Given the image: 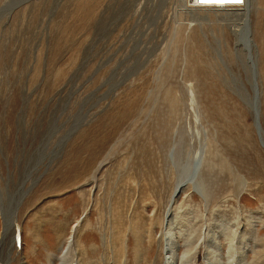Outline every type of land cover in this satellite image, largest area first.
Masks as SVG:
<instances>
[{
	"label": "rangeland",
	"instance_id": "1",
	"mask_svg": "<svg viewBox=\"0 0 264 264\" xmlns=\"http://www.w3.org/2000/svg\"><path fill=\"white\" fill-rule=\"evenodd\" d=\"M188 1L15 0L0 13V240L17 204L6 264H61L67 250L68 264H165L168 199L199 146L209 204L178 193L173 264H207L204 246L186 252L211 230L222 264H264L249 48L233 33L237 14ZM255 1L247 37L264 139V0Z\"/></svg>",
	"mask_w": 264,
	"mask_h": 264
},
{
	"label": "bare ground",
	"instance_id": "2",
	"mask_svg": "<svg viewBox=\"0 0 264 264\" xmlns=\"http://www.w3.org/2000/svg\"><path fill=\"white\" fill-rule=\"evenodd\" d=\"M203 1H206V0H203ZM207 1L211 2V0H207ZM254 2H256V1L255 0H250V3H248V4L252 5ZM17 3H19V1H17ZM17 3L15 2V0L12 1L10 3V5H6L5 7H3L0 10V13L7 15L10 12V10ZM216 3H217L216 5L203 6V7H200L199 9H202V10L203 9L204 10H210L211 9L212 10L213 8H216L218 6V9H214V10L233 11L234 13H232V14H237V18L233 19V21H235L233 33H234V35L238 36V37H236L237 40H241L242 39V42H243V46L242 47H243V49H246V48L248 49L249 48L248 53H247V66H248L249 76H250V79H251L250 88H251L252 96H251V99L249 100V105L248 106H249V109L253 113V122L255 121L254 125H255V128L257 129V131H256L257 136L259 138V141H260L261 145H263V147H264L263 133H262V130H261V127H260V122H259V92H258V89H257V68H256L255 58L253 57V53H250V50L252 51V46L253 45H252V42L250 41V38H249L250 34L248 33L247 15H248V11H249L248 9H250L249 8L250 5H248V8H246L247 1H245V0L242 1L241 5H237V4L226 5V4H221V3H218V2H216ZM199 6H202V5H199ZM221 7H224V8H221ZM188 9H192L193 10V8L191 7V3L188 4ZM194 10H196V9H194ZM230 20L232 21V19H230ZM242 32L244 33V35L242 34ZM248 34H249V37H247ZM70 134H71V132H69L68 135H66L62 139L60 144L61 143H65L69 139V135ZM59 151H61V150H59ZM176 151L177 150H176L175 146L173 148H171V150L169 152V155H168V159H169V163L177 169V167L179 165L178 161L180 160V158H179V160L177 159V154L178 153ZM203 156H204L203 147L199 146V148L195 152L194 156L192 158H189L187 160V162L185 160V165L179 166L181 168V171L178 172V178L176 179V180H179V181L177 183H175V186H174V188L172 190L171 196L168 199V205L166 207V212H165V216H164V224H165L164 227L165 228H164L163 238L165 240V243H164V246H165L164 247L165 264H173V261L177 260V255H178L177 254V242H176V238L177 237L175 236L174 230L172 229V227L175 224V222H177V221H175V219L173 217V206L175 204L176 197H177L178 193L182 192L184 189H190L193 193H195L197 196H199L201 198V201H202L203 205L205 206L204 209L207 208V206L209 204L208 203L209 196H208L207 189L205 188L204 184H202V182L198 178L199 177L198 174H199V171L201 169L202 162H203ZM188 178H190V180ZM175 193H177V194L173 197V195ZM10 206H12V203L9 205V207ZM10 210L13 211V221L11 222V224H9L8 227L5 226L4 235L2 234L3 235L2 236V240H0V264H6L8 262L7 261L8 257H7L6 253H7V250L9 252V248L11 247V245H10L11 242H9V237L12 234H14L13 233L14 232V226H15L14 215H15L16 210H17V204L14 207H10L9 214H12V212ZM199 229H201V228H198L197 230H199ZM199 233L200 232H198V234ZM13 236L14 235H12V237ZM135 236H136V234H135ZM196 236H197V234H196ZM200 236H199V239L196 241V243L193 242L195 244L193 246H191V249L187 250L186 253H189V252L191 253L192 252L194 255H196L195 253L197 251H199V248L200 247L202 248V246H204V248H205V250H204L205 251V257L206 258L205 259L203 258V259L207 261L206 263L207 264H222L220 259H218V257H217V249H218L219 241L215 237V235L212 234V230L209 233H206V232L205 233H201ZM3 238L4 239L7 238L8 242L3 240ZM189 239H187V240H189ZM209 242L211 243V245H209ZM112 247H114V246H112ZM229 252H230V250H229ZM67 254H68V250H67V252L65 254V257L67 256ZM193 254H191L192 255L191 257H193ZM185 256H183L181 258V261H182L181 264H194L192 262L194 259L192 260L189 257L190 259L188 260V259L185 258ZM255 256H257V253H256ZM65 257L63 258V261L61 262V264H68V260L69 259L67 260V259H65ZM243 261H244V259L242 258V262ZM200 264H201V262H200Z\"/></svg>",
	"mask_w": 264,
	"mask_h": 264
},
{
	"label": "built area",
	"instance_id": "3",
	"mask_svg": "<svg viewBox=\"0 0 264 264\" xmlns=\"http://www.w3.org/2000/svg\"><path fill=\"white\" fill-rule=\"evenodd\" d=\"M190 3H191V7L193 9H199L200 7H203V6H209V5H216L217 4L216 2H208L207 0L203 1V2H202V0H189L188 4H190ZM221 4H226V5L237 4V5H241L242 3L225 2V3H221ZM199 5H202V6H199Z\"/></svg>",
	"mask_w": 264,
	"mask_h": 264
},
{
	"label": "snow or ice",
	"instance_id": "4",
	"mask_svg": "<svg viewBox=\"0 0 264 264\" xmlns=\"http://www.w3.org/2000/svg\"><path fill=\"white\" fill-rule=\"evenodd\" d=\"M202 2H203V0H202ZM211 2H218V3H225V2L242 3V0H211Z\"/></svg>",
	"mask_w": 264,
	"mask_h": 264
},
{
	"label": "water",
	"instance_id": "5",
	"mask_svg": "<svg viewBox=\"0 0 264 264\" xmlns=\"http://www.w3.org/2000/svg\"><path fill=\"white\" fill-rule=\"evenodd\" d=\"M255 122V121H254ZM256 131H257V129H256Z\"/></svg>",
	"mask_w": 264,
	"mask_h": 264
}]
</instances>
